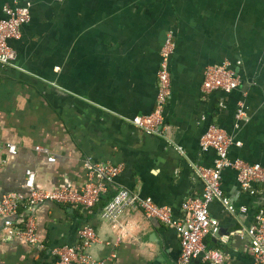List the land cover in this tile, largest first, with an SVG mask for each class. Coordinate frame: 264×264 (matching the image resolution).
<instances>
[{
	"label": "crops",
	"instance_id": "0c3cea01",
	"mask_svg": "<svg viewBox=\"0 0 264 264\" xmlns=\"http://www.w3.org/2000/svg\"><path fill=\"white\" fill-rule=\"evenodd\" d=\"M16 3L28 6L32 17L21 38L10 40L14 64L0 66V200L25 190L27 169L45 189L82 187L88 181L84 162L91 158L122 164L118 188L171 206L181 218L184 200L204 189L195 166L215 163V150L201 146L214 123L235 139L231 158L264 165V0H0V21L4 8ZM170 30L177 48L164 137L129 119L155 108L161 49ZM238 60L237 90H202L207 65ZM242 98L248 113L237 119ZM11 142L17 154L7 150ZM37 145L57 160L50 162ZM222 188L235 211L219 200L211 203L221 235L205 242L226 253L225 264H255L247 252L248 229L264 206V184L254 193L244 190L237 171L227 168ZM114 193L91 208L39 204V245L9 238L0 216V264H53L51 250L80 244L86 225L97 232L87 249L96 260L178 264L182 247L175 228L140 208H128L116 220L103 216Z\"/></svg>",
	"mask_w": 264,
	"mask_h": 264
},
{
	"label": "built area",
	"instance_id": "2783aa9c",
	"mask_svg": "<svg viewBox=\"0 0 264 264\" xmlns=\"http://www.w3.org/2000/svg\"><path fill=\"white\" fill-rule=\"evenodd\" d=\"M6 16L0 21V66L13 65L17 59V51L10 40L20 39L22 27L31 20L32 14L28 6L16 3L7 5ZM177 48L174 31L170 30L161 49V62L158 70V93L154 110L149 114H139L130 118L132 124L149 134L168 135L165 110L172 94L171 59ZM241 61L235 64H210L205 67L202 90L205 93H231L242 83L239 70ZM247 104L244 98L238 101L237 119L247 115ZM235 143L233 136L218 124H211L201 137V146L216 152L212 166H195L204 183L201 196L188 197L182 203L183 216H174L171 206L159 205L152 197H143L128 188H118L116 180L123 171L122 164L97 162L86 158L84 165L88 181L82 187L62 185L53 189L39 187L36 172L26 170L25 190L6 193L0 200V216L5 218L4 231L9 238L19 237L32 245L41 244L37 233L36 207L52 201L73 207L91 208L102 201L110 191H115L103 209V216L116 220L128 208H140L149 218L175 228L181 240V255L178 264H193L201 259L205 264H225L226 253L220 248L206 244L208 235L220 231V221L211 214L210 205L215 200L221 201L230 211L235 207L222 188L223 172L227 168L237 171L239 185L244 190L256 192V186L264 184V165L251 163L242 158L230 157V148ZM38 153L46 154L50 162L57 160L46 146L37 145ZM7 150L11 154L18 153L15 143H8ZM21 218V220H20ZM248 232L251 242L247 252L253 257L255 264H264V206L256 215ZM82 241L77 245L56 246L52 255L56 258L53 264H109L106 259H94L87 249L97 240V232L91 225H86L81 232Z\"/></svg>",
	"mask_w": 264,
	"mask_h": 264
},
{
	"label": "water",
	"instance_id": "95a60500",
	"mask_svg": "<svg viewBox=\"0 0 264 264\" xmlns=\"http://www.w3.org/2000/svg\"><path fill=\"white\" fill-rule=\"evenodd\" d=\"M228 234V233H226ZM221 235V232H218L217 234H215L216 237H219Z\"/></svg>",
	"mask_w": 264,
	"mask_h": 264
},
{
	"label": "trees",
	"instance_id": "16d2710c",
	"mask_svg": "<svg viewBox=\"0 0 264 264\" xmlns=\"http://www.w3.org/2000/svg\"><path fill=\"white\" fill-rule=\"evenodd\" d=\"M104 199V198H103Z\"/></svg>",
	"mask_w": 264,
	"mask_h": 264
}]
</instances>
